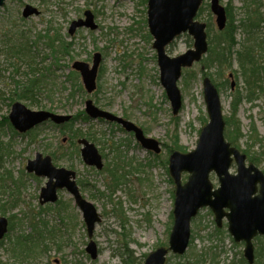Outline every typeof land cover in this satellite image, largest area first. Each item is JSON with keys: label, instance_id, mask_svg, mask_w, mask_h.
I'll return each mask as SVG.
<instances>
[{"label": "rangeland", "instance_id": "374dc122", "mask_svg": "<svg viewBox=\"0 0 264 264\" xmlns=\"http://www.w3.org/2000/svg\"><path fill=\"white\" fill-rule=\"evenodd\" d=\"M221 2L232 7L235 26L241 25L247 8L256 4L253 0ZM258 3L264 15V0ZM27 5L35 7L39 13L23 16ZM202 7L198 19L211 20L218 31L210 0H204ZM147 8L145 0H6L0 7V176L7 179L2 182L7 188L0 190V208L6 207L5 211L0 210V215L15 220V228L0 240V264H129L130 260L131 264H144L146 255L152 250L168 246L174 222L175 191L168 158L173 150L188 152L196 147L209 116L201 62L183 70L178 80L182 107L178 114H173L160 79L154 39L149 34ZM86 10L94 15L96 27H78L70 34L73 21L85 19ZM56 33L73 43L69 54L53 53L47 44L49 37ZM236 37L237 50L253 43L261 71L258 83L264 86V22L252 36L239 27ZM24 43L30 46V55L34 58L30 55L20 57L21 51L17 56H10L15 45ZM191 47L193 41L185 32L169 45L168 52L177 56ZM96 52L102 54L97 88L87 93L80 73L72 65L76 61L92 65ZM32 60L36 68L34 73L29 72ZM231 64L232 67L222 71V76L216 73V67L210 69L220 92L224 117L232 114V93L240 90L245 96L249 90L236 54ZM72 71L78 75L73 77ZM31 78L42 81L39 86H34L33 82L28 85ZM227 79L230 84L226 83ZM31 87L37 90L33 96L16 99L17 92ZM255 94L253 100L243 99L237 118L246 135L254 122L260 138L264 139V92L256 89ZM89 98L100 109L132 121L149 137L163 143L160 153L144 148L134 133L115 122L90 117L86 121L78 119L73 130H81L84 134L92 132L91 138L81 137L92 141L102 155L104 166L97 169L84 162L83 145L76 143L79 137L71 138V129L44 124L28 133H20L5 122L15 102L31 110L75 116L85 109ZM175 135L183 148L173 147L170 151ZM245 140L247 136L238 142L242 150L249 148L250 154L261 150L259 142L248 147ZM37 152L53 155L56 166L76 171L77 180H83L81 191L94 203L102 218L93 234L99 253L96 259L86 251L90 238L82 212L71 194L65 190L59 192V199L65 201L59 213L54 208L59 205V199L55 203H40L39 196L48 178L26 169L28 160L34 159ZM256 165L264 171V158ZM111 171L118 175L125 173L116 187H111L114 182ZM230 171L236 173L237 164L233 163ZM8 174L10 178H6ZM188 176V172H183V182ZM210 177L214 186H219L214 171ZM42 221L47 222V226L44 227ZM216 228L213 212L203 208L191 223L196 240L190 243L185 254L170 253L168 264H193L198 257L205 259L201 264H240L244 243L233 241L226 219L220 228L222 234L217 235ZM19 234L33 236V240L27 242L34 247L33 251L26 254L23 246H13Z\"/></svg>", "mask_w": 264, "mask_h": 264}, {"label": "water", "instance_id": "95a60500", "mask_svg": "<svg viewBox=\"0 0 264 264\" xmlns=\"http://www.w3.org/2000/svg\"><path fill=\"white\" fill-rule=\"evenodd\" d=\"M6 0H0V7ZM203 0H148V26L154 37L160 67V79L169 98L173 114H178L182 107V95L178 80L184 68L199 62L209 49L207 24L197 18ZM211 11L216 25L223 30L227 24V12L220 0H211ZM38 14L35 7L27 5L23 16ZM94 15L85 11V19L73 21L70 33L77 27L95 28ZM188 33L193 38V47L186 52L171 56L168 46L177 36ZM102 54H94L93 63L76 61L72 66L82 77L87 93L97 88V75ZM233 76V74H230ZM234 86V82L232 84ZM204 95L207 103L209 122L201 130L196 148L181 152L174 151L169 158V171L176 185L174 201V224L168 247L161 246L153 250L144 264H165L170 251L182 255L186 252L191 236V222L203 207H210L215 214L217 225L222 226L223 219L228 221V228L235 241H244V256L250 264L255 261L254 238L264 236V172L254 163L247 164V155L232 146L225 138V120L218 88L210 77L203 79ZM85 111L93 119L103 118L121 124L127 131L134 132L143 147L156 153L161 151L160 142L145 134L144 130L121 116L97 107L91 98L85 102ZM10 121L19 132H26L38 124L51 119L56 124L69 121L72 115L56 114L47 110H31L21 102L12 105ZM83 144L84 161L98 169L103 168V159L98 148L87 139H80ZM237 163V172L231 173L233 161ZM27 171L48 178L40 193V203L56 202L58 191L67 190L82 211L90 241L86 247L93 259L98 257V248L93 240L96 224L101 216L94 203L85 198L76 181V172L56 166L51 156L36 153L35 159L27 163ZM189 172L186 182L182 173ZM214 171L219 179V186L214 188L210 179ZM8 231V219L0 215V239Z\"/></svg>", "mask_w": 264, "mask_h": 264}, {"label": "trees", "instance_id": "16d2710c", "mask_svg": "<svg viewBox=\"0 0 264 264\" xmlns=\"http://www.w3.org/2000/svg\"><path fill=\"white\" fill-rule=\"evenodd\" d=\"M147 1V0H145ZM256 2V4L254 5V7L252 8H247L246 11V16L244 17V19L241 20V25H234L233 24V20H234V16H233V10L232 7L230 6V4L226 5V11H227V15H228V22H227V26L225 27V29L218 30L216 31L214 28V24L211 20H208V33H209V43H210V47H209V51L207 56H205L202 61L201 64L203 65V69H204V73H203V77L205 76H212V74L210 73V69L216 67V73L220 76L224 75V73L222 72L223 70L226 71L227 68L232 67L233 65L231 64V59L233 58V55H237V59L240 62V71L242 72V74L245 76V80L248 84V93L244 96L243 93L238 90V91H234L233 94V100L231 103V109H232V114L231 116H226L225 120H226V137L227 139L232 143V145H235L237 147H240L239 145V141H241L245 136H247V140H245L246 144L248 145V147L253 146L254 144H257V142L260 143V149L258 152L254 151L253 154L249 153V148H245L243 149V151L245 153H247L248 155V160L250 162H253L255 164H259L261 158H264V139L260 138L259 133L257 131V127L255 125L254 122L251 123L250 125V131L249 134L246 135L243 130H242V124L241 121L237 118V113L239 110V106L242 103L244 98H247L248 100H253L254 96H256V89H259L260 92H264V86L259 84V75L261 73L259 67L257 66V62H256V55H255V51L254 50V45L248 44L245 46H242L241 48H239L237 50V46L239 44L236 34H237V30L239 29V27L243 28L247 33H249L250 36H252V34L255 32L256 29H258L260 27V24L264 22V15L259 11V3L258 0H253ZM209 3L206 4V6H208ZM203 10V7H201L200 11H199V15H201V12ZM49 42L47 43L52 49H53V53L57 52L56 54H61V55H66L69 54L71 52V49L73 48V43L72 42H67L66 40H64L62 38V36H60L59 33H56L54 36H50L49 37ZM191 42L192 39L190 38ZM14 46V45H13ZM262 48V46H261ZM15 50H12V54L10 56H17V53H19L21 51L20 57H22L23 55H30L31 53V48L30 46H27L26 43L22 44V45H15L14 47ZM31 58H34L32 55H30ZM33 61L30 62V68H29V72L30 73H34L36 68H34V64ZM14 69L17 70V68L15 67V65H13ZM1 72V70H0ZM72 76H76L78 75L77 72L72 71ZM187 75L189 74V71H187L186 73ZM42 80H36L34 79H30V81L28 82V85H30L32 82L35 83V85L39 86L40 82ZM226 83H229V80H225ZM218 85V83H217ZM79 89H82L80 85H78ZM37 91V90H36ZM34 87H31L29 89L26 90H21L20 92H17L16 95V99H27V97L31 94V96L34 95V93L36 92ZM259 95V93H258ZM88 116L85 114L84 110H82L78 115H75L74 118L70 121V129L72 131V137H79V136H87L89 138H91L93 136L92 132H88V133H82L81 130H73V126H75V122L78 119H83L84 121L88 120ZM5 122H7L11 129L12 126L9 122V118L5 117ZM68 125V124H67ZM66 126V124H65ZM65 126H63L62 128H64ZM178 139H177V135H175V139H174V145H172V147H170V151L172 150V148H176V149H182L183 147L181 145H178ZM262 156V157H261ZM166 163V162H165ZM138 170V168L136 169ZM112 172V174H111ZM110 174L114 176L112 185L111 187H116L119 182H121V177L124 178L125 177V173L118 175L115 174L113 171H111ZM11 176L8 175L6 178H10ZM7 179H5L4 177L0 176V190H5V188H7L2 182L6 181ZM59 205L54 207L57 212L59 213L61 211V204H64L65 201H63L62 199L59 200ZM6 207L0 208V210H4L5 211ZM50 209L52 207H49ZM42 210L44 211L45 208H42ZM42 223L44 224V227L47 226V222L42 221ZM36 224L33 223V227ZM10 228L14 229L15 228V220L14 219H10ZM43 230V229H41ZM43 232V231H42ZM216 234H222L223 230L220 228H216L215 230ZM32 235L26 236L24 234H19L15 237V241H14V245L13 246H23L22 251L23 253L28 254V251H33L34 247H30V245H27V242L32 241ZM44 237V235H43ZM209 237H213V236H209ZM31 238V240L29 239ZM197 237L192 236L191 242L195 241ZM29 240V241H28ZM28 246V247H26ZM211 247H218L217 245H212ZM129 256V253H127ZM255 254H256V260L254 264H264V236H258L256 237V247H255ZM122 255L124 256V253H122ZM201 256V255H200ZM203 256V255H202ZM204 257V256H203ZM202 261L204 262L205 259L203 260L202 257H198L195 262L193 264H201ZM133 261L130 260L129 264H131ZM240 264H248L247 261L242 258L240 259Z\"/></svg>", "mask_w": 264, "mask_h": 264}, {"label": "flooded vegetation", "instance_id": "af4514ba", "mask_svg": "<svg viewBox=\"0 0 264 264\" xmlns=\"http://www.w3.org/2000/svg\"><path fill=\"white\" fill-rule=\"evenodd\" d=\"M231 74V73H230ZM47 111H49V110H47ZM73 118H74V116H73ZM72 118V119H73ZM71 121V120H70ZM70 121H68V122H64V123H61V124H56V123H54L51 119H47L46 121H44V122H42L41 124H38L37 126H35L34 128H38V127H40L41 125H44V124H49V125H51V126H53V127H59V128H62L63 126H65V124H66V126L65 127H67L68 129H70ZM68 124V125H67ZM117 125H119V124H117ZM122 129H125L124 127H122L121 125H119ZM72 127H74L73 125H72ZM34 128H32V129H30V130H28V131H26V132H24V133H28L29 131H31V130H33ZM32 132H30V134H31ZM71 138L72 139H75L76 137H72L71 136ZM80 139H84V137H81V136H79V138H76V143L77 144H81V143H79V140ZM85 139H87V140H89L88 138H85ZM74 141V140H73ZM90 141V140H89ZM90 142H92V141H90ZM93 143V142H92ZM76 145V144H75ZM83 145V144H82ZM77 146V145H76ZM83 147V146H82ZM82 147H81V155H82ZM43 154V153H42ZM44 156L45 155H48V154H43ZM49 156H51V158H52V161H53V155H49ZM83 157V156H82ZM83 160H84V158H83ZM85 162V161H84ZM53 163H54V161H53ZM86 163V162H85ZM87 164V163H86ZM89 166H91V165H89ZM98 169V168H97ZM76 172V171H75ZM30 173H33L34 175H36L34 172H30ZM36 176H38V175H36ZM76 180H77V174H76ZM77 183H78V185L80 186H82V185H84V182H83V180L82 179H79V181L77 180ZM63 190H65V189H63ZM80 190H81V188H80ZM61 190H59L58 191V197H59V192H60ZM66 191V190H65ZM82 192V191H81ZM83 194V193H82ZM46 204V203H45ZM7 219H8V231H11V228H10V219H11V217H6ZM8 233V232H7ZM8 236V235H7Z\"/></svg>", "mask_w": 264, "mask_h": 264}]
</instances>
